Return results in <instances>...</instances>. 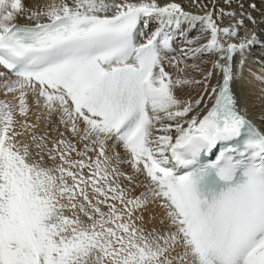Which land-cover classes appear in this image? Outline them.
Wrapping results in <instances>:
<instances>
[{
	"label": "snow or ice",
	"instance_id": "1",
	"mask_svg": "<svg viewBox=\"0 0 264 264\" xmlns=\"http://www.w3.org/2000/svg\"><path fill=\"white\" fill-rule=\"evenodd\" d=\"M187 2L0 0V264H264V130L232 90L255 20Z\"/></svg>",
	"mask_w": 264,
	"mask_h": 264
},
{
	"label": "bare ground",
	"instance_id": "2",
	"mask_svg": "<svg viewBox=\"0 0 264 264\" xmlns=\"http://www.w3.org/2000/svg\"><path fill=\"white\" fill-rule=\"evenodd\" d=\"M22 2L25 3L26 7H31L34 5L35 0H22ZM177 2L181 3L187 11L202 14L201 9L191 6L187 2V0H177ZM204 2L209 3V6H211V0H204ZM242 2L244 4V10L255 20V23H253L252 21H248L246 19V28L247 30L256 33L258 41L245 52L243 57L244 62L241 65V74H239L244 79V85L238 87L233 83V87L235 88V91L237 93V99L240 107L247 113V118L256 127L264 130V0H242ZM253 3L256 5L255 9H251L249 7V5ZM220 6L227 8V5L221 4ZM232 7L238 12L240 11L237 5L233 4ZM16 22L19 24L30 23V21L26 20L23 17L18 18ZM225 23H228V21L226 20ZM243 31L244 30H242L241 34H243ZM173 55H177V53H173ZM239 58L241 59V57ZM193 62L194 61H188V63ZM165 69L166 71L175 75L174 68H171L167 64H165ZM190 75L196 74L190 72ZM196 78L199 79V76L196 75ZM213 83H215V80H213ZM198 91L199 90L197 88H193L191 90L190 94L193 96V98H195ZM178 94L182 97L184 96L183 93ZM0 99L11 101L12 97L11 95L5 97L4 94L0 92ZM29 99L31 102V98ZM37 114L40 115L39 123L42 127L44 122V115L42 110L40 109L33 108V110L29 113L27 120L29 122L35 123ZM52 121V127L56 128L57 131H64L63 126L58 124V117L53 116ZM55 134L56 133L53 132V135ZM124 167L125 171H128L129 173L131 172V170L127 168V166ZM139 180L141 183H143L145 178L141 176L139 177ZM141 190L142 189H138L137 191L139 192ZM161 215L162 210L159 208L158 204H148L144 209L145 220L149 221L153 216H155L156 219L152 223H148L147 227L151 228L153 224H155V226L157 227H160L161 225L159 224V220Z\"/></svg>",
	"mask_w": 264,
	"mask_h": 264
},
{
	"label": "rangeland",
	"instance_id": "3",
	"mask_svg": "<svg viewBox=\"0 0 264 264\" xmlns=\"http://www.w3.org/2000/svg\"><path fill=\"white\" fill-rule=\"evenodd\" d=\"M192 35L194 36V35H195V33H193ZM177 43H179V42H177Z\"/></svg>",
	"mask_w": 264,
	"mask_h": 264
}]
</instances>
